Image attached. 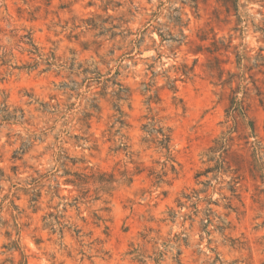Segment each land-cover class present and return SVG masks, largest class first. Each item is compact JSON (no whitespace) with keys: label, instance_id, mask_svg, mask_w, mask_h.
Masks as SVG:
<instances>
[{"label":"rangeland","instance_id":"1","mask_svg":"<svg viewBox=\"0 0 264 264\" xmlns=\"http://www.w3.org/2000/svg\"><path fill=\"white\" fill-rule=\"evenodd\" d=\"M0 264H264V0H0Z\"/></svg>","mask_w":264,"mask_h":264},{"label":"trees","instance_id":"2","mask_svg":"<svg viewBox=\"0 0 264 264\" xmlns=\"http://www.w3.org/2000/svg\"><path fill=\"white\" fill-rule=\"evenodd\" d=\"M160 37H162V35H159ZM230 109L228 110V117H232L234 118L235 115L238 113L242 116V118H246V106L244 104V100H237V99H232V101L230 102ZM155 123L151 122L150 124H148V126H144V128H146V132L148 134V136L152 137L153 135H155V138H152V140H150L152 143H156V145L158 147H160V149H165V151L167 152V154H169V144L171 141V135H170V131L168 129H164L163 127H159V128H155ZM251 130L254 131V127L252 125H250ZM230 132L226 135L223 136L222 139L217 143L219 144V147L214 148V150H211L213 152L216 151H220L223 150L226 151V145H228L229 142H232V138L229 137ZM224 161V160H223ZM206 173L210 172V169H207L205 171ZM78 181H81V179L78 178Z\"/></svg>","mask_w":264,"mask_h":264}]
</instances>
